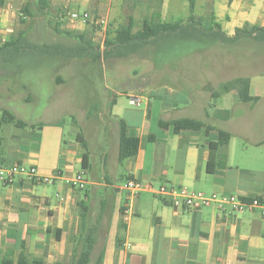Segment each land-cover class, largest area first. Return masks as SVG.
I'll return each instance as SVG.
<instances>
[{"label":"crops","instance_id":"0c3cea01","mask_svg":"<svg viewBox=\"0 0 264 264\" xmlns=\"http://www.w3.org/2000/svg\"><path fill=\"white\" fill-rule=\"evenodd\" d=\"M49 1L50 5H63L72 8L71 11L88 13L87 24L78 23L73 28L79 33L86 32L89 27L95 30V23L100 19L106 23L100 28H106L110 19L128 21L132 18L136 23L139 19L143 22L159 17L166 22L179 13L180 4L185 9L187 2ZM59 10L61 8H57V12ZM207 10L208 14L205 12ZM188 11L186 18L176 20L185 21L190 15L189 8ZM69 12L66 10L61 17L64 18ZM211 13L223 32L234 34L244 24L264 25V0H195V16L209 20ZM14 18L12 0H5L0 8L1 42L12 34ZM220 22H224V26ZM174 75L169 78L173 80ZM168 84V87L156 92L128 95L140 100L139 104L131 105L128 98L129 106L135 107L133 109H123L116 97L111 100L115 121H125L127 136L138 139V151L135 156L118 164L122 171L115 182L109 184V188L93 181L99 187L105 185L108 188L106 191H109L100 195L93 206L89 204V195L85 193L83 196L67 183L75 174L82 172L81 158L77 151L66 147L61 119L47 124L33 123L42 124L33 129L17 128L16 131L13 125L11 129L8 125L2 127L1 165L32 166L41 176L57 173L59 177L50 185L31 183L22 177L10 184L0 181V185L6 189L0 191V262L5 256H10L16 262L20 255L28 262H70L72 239L77 236L80 224L77 203L82 201L89 206L88 225L97 227L92 261L103 250V264H264V215L261 210L232 214L220 213L213 208L190 211L175 208L148 191L129 198L123 189L128 179H134L153 187L172 185L207 194L237 195L245 199L264 197V164L259 169L256 164L251 167L246 164L232 166L231 137L227 147V167L213 174L207 173L209 145L217 140V130H223L218 124L221 120L213 118L212 112L205 106L202 107L203 118L184 115L178 100L188 105L191 98L176 97L185 89ZM230 93L236 96L235 92ZM250 95L257 96L251 93V84ZM167 97L170 100H165ZM257 97L260 101V97ZM143 102L144 110H137ZM256 104L246 105L253 107ZM182 118L202 121L209 127L198 132L181 131L178 134L174 133L172 126L166 129L159 127L160 121L171 122ZM25 129H29L28 133L23 132ZM116 135L118 139V126ZM245 145L246 151H264L261 150L264 149V138ZM123 209L128 210L126 217Z\"/></svg>","mask_w":264,"mask_h":264},{"label":"rangeland","instance_id":"374dc122","mask_svg":"<svg viewBox=\"0 0 264 264\" xmlns=\"http://www.w3.org/2000/svg\"><path fill=\"white\" fill-rule=\"evenodd\" d=\"M27 2L29 0H12L15 18L12 22V34L5 40L22 32L36 44H59L66 49L76 45L75 40L56 35L49 26V22L56 26L61 15L72 8L52 4L45 17L30 18L21 13ZM57 8L61 10L57 12ZM188 8L187 2L185 9L180 4L179 13L165 21L186 18ZM205 12L208 14V10ZM126 23L127 19H110L106 28L97 25L95 30L88 28V36L99 48L101 57L98 61H93L90 56L64 59L30 53L0 69V109H9L28 124H47L61 119L66 147L77 151L80 158L83 154L88 156V169H81L88 183L85 189L79 191L83 196L85 193L89 195V204L92 206L97 203L100 195L109 192L106 191L109 184L115 182L122 171L117 163L118 122L111 112V100L116 97L123 109H133L135 107L129 106L128 95L156 92L168 87V83L185 89V92L181 91L176 97L191 98L188 105L178 100L184 115L203 118L204 106L211 114L216 109L228 110L230 119L226 122L219 121L218 124L231 134L230 164H246L249 167L256 164L259 169L264 164V151H246L245 144L264 138V43L242 41L233 46L203 45L200 50L194 44L174 43L159 50L145 47L139 53L127 57L104 59L102 51L107 36ZM141 23L140 19L136 21L134 31L140 28ZM220 24L224 26L225 23ZM59 28L77 32L65 20ZM224 33L227 36L233 35ZM178 73L181 75H174ZM172 74L173 80L169 78ZM236 77L249 78L251 93L260 97L258 104L253 107L242 104L231 93L218 100L210 98L211 90ZM144 108L143 102L137 110ZM7 127L14 128L11 125ZM14 129L17 131V128ZM28 131L29 129L23 130ZM77 134H80L85 143V149L77 141ZM93 181L105 184L108 188L105 185H94ZM3 190H6L5 187L0 185V191Z\"/></svg>","mask_w":264,"mask_h":264},{"label":"trees","instance_id":"16d2710c","mask_svg":"<svg viewBox=\"0 0 264 264\" xmlns=\"http://www.w3.org/2000/svg\"><path fill=\"white\" fill-rule=\"evenodd\" d=\"M188 2L190 15L183 20L164 22L159 17L153 20H144L139 29L134 31L135 22L130 18L126 24L121 25L114 32H110L105 40L102 57L109 59L111 57L123 58L132 54L139 53L145 47H155L156 50L174 43L191 44L200 50V47L214 46L216 44L233 46L242 41H252L257 44L264 43V25L244 24L237 28L232 36H227L221 29V26L213 20L212 13L209 20H204L194 15L195 0H185ZM5 4V0H0V8ZM50 7L49 0H29L22 8L21 13L30 18L45 17ZM21 21L22 18H20ZM58 21L56 26H49L53 32L66 39L75 40L77 43L72 47L62 48L59 44H36L26 37L25 33H19L14 38L0 41V69L6 65L14 64L21 58L27 57L30 53L42 54L50 57H61L69 59L73 56H90L93 61H98L101 57L99 48L96 47L86 32H72L61 30ZM195 51V50H193ZM198 51V50H197ZM210 98L218 100L224 94L235 92L239 102L243 104L254 105L259 101L257 96L250 95V80L247 77H236L222 82L217 89L211 90ZM209 118V114H206ZM230 117L228 110H216L213 118L226 121ZM4 125H13L15 128H35L37 124H28L19 119L9 109H0V131ZM38 124L37 127H41ZM172 126L174 133L181 131H201L208 124L188 118L177 119L171 122H159V127L166 129ZM230 133L224 130H217V140L209 145V158L206 162L207 173L213 174L217 170H223L227 167V147L230 141ZM79 141L85 149L80 134H77ZM138 151V139L128 137L126 134V123L120 119L118 121V152L117 162L123 161L136 155ZM81 169H88V156L83 154L81 157ZM80 214V224L78 234L72 239V259L67 264H103V250L91 260V255L96 244L97 227L87 222L89 216V206L81 202L77 203ZM124 210V209H123ZM118 242V241H117ZM119 248V245L117 246ZM0 264H44L41 260H32L28 262L22 255L14 262L10 256H5ZM61 264V263H60Z\"/></svg>","mask_w":264,"mask_h":264},{"label":"built area","instance_id":"2783aa9c","mask_svg":"<svg viewBox=\"0 0 264 264\" xmlns=\"http://www.w3.org/2000/svg\"><path fill=\"white\" fill-rule=\"evenodd\" d=\"M68 26L72 28L76 24H87L89 15L86 12H79L77 10L70 11L64 18ZM61 22V23H62ZM97 26L104 27L106 25L104 20H97ZM131 105L140 103L138 98L129 97ZM26 178L31 183L40 185H50L59 174L55 173L51 176H41L38 170L32 166L24 165H10L4 166L0 164V181L4 184L12 183L16 178ZM67 183L75 189L83 190L87 186V180L83 172L75 174ZM123 189L129 194V198L136 197L140 192L148 191L156 197L168 201L173 207L186 209L190 211H197L203 208H213L220 213H243L261 210L264 215V197L245 199L237 195H227L219 193L207 194L202 191L188 190L184 187H175L172 185H161L153 187L151 185H143L141 182L128 179L123 185ZM128 210H123V215L126 217Z\"/></svg>","mask_w":264,"mask_h":264}]
</instances>
